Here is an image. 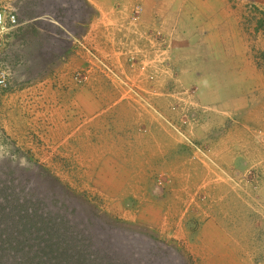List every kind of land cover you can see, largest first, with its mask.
<instances>
[{
	"label": "rangeland",
	"instance_id": "1",
	"mask_svg": "<svg viewBox=\"0 0 264 264\" xmlns=\"http://www.w3.org/2000/svg\"><path fill=\"white\" fill-rule=\"evenodd\" d=\"M139 1L100 38L89 0H0V232L55 223L71 264H264V109L246 130L201 88L257 70L264 89V0H189L209 13L180 28L142 27Z\"/></svg>",
	"mask_w": 264,
	"mask_h": 264
},
{
	"label": "crops",
	"instance_id": "2",
	"mask_svg": "<svg viewBox=\"0 0 264 264\" xmlns=\"http://www.w3.org/2000/svg\"><path fill=\"white\" fill-rule=\"evenodd\" d=\"M96 10V17H94V23L90 25V29L92 30H100L97 31V34L100 38L105 36V30L114 28L120 25L118 23L120 21V10L122 8L130 10L135 4H139V0H89ZM127 1V2H126ZM158 6L154 0H142L144 6L145 15L143 16L142 27H146L151 22L148 20H152L155 18L157 20H161L163 24L169 25L171 19L174 21V24L180 28L178 25L179 19L177 16H187L188 19L193 21L196 15H208V10L199 9L194 3H190L189 0L182 2H174L172 4H168L165 0H157ZM126 2V4H125ZM154 4V6H153ZM121 5V7H119ZM170 15H176V17H168ZM147 19V20H146ZM199 20V18H198ZM52 23L54 19H49ZM146 21V22H144ZM189 21V20H188ZM189 21V23H191ZM58 23V22H57ZM113 24V25H112ZM127 24V23H126ZM126 24H123L122 27H125ZM151 24V23H150ZM149 24V25H150ZM182 25V24H181ZM122 30V29H121ZM177 32L181 35L184 33L182 29H178ZM90 33L92 31L90 30ZM104 44V43H101ZM79 60L81 61V57ZM85 62L84 60H82ZM83 64L82 62H80ZM235 68L234 66H228V69ZM229 71V70H228ZM206 72H210L208 69ZM205 73V72H204ZM243 76L241 78H235L230 74H225L222 72H215V74L210 75L204 80L201 84L202 93L203 95L206 94L208 99L206 100L210 108H212V115H215V111L224 113L227 119L230 120H240V122H244V126L246 130L251 128L249 117L252 115L261 118V114L264 108L260 107V104L264 99H261L262 96L261 91L264 90L261 88V83L259 80V73L257 70H254V75L248 74L247 72L243 71ZM217 76V80H215L214 84L216 87L213 86L214 79L210 80V78L214 75ZM250 75V76H249ZM221 78H223L221 80ZM245 83L246 85H243ZM220 98V99H219ZM222 100V103L220 102ZM261 102V103H260ZM264 106V105H263ZM229 114V115H228ZM218 116V115H217ZM234 118V119H233ZM236 118V119H235ZM245 131V130H244ZM246 132V131H245ZM249 135L245 138L246 144L252 143ZM248 149V147H246ZM215 228V229H214ZM213 231L215 232H222L218 226H212ZM215 232V233H216Z\"/></svg>",
	"mask_w": 264,
	"mask_h": 264
},
{
	"label": "trees",
	"instance_id": "3",
	"mask_svg": "<svg viewBox=\"0 0 264 264\" xmlns=\"http://www.w3.org/2000/svg\"><path fill=\"white\" fill-rule=\"evenodd\" d=\"M81 26V25H79ZM20 211H23L20 209ZM25 212L32 222L31 228L38 225L39 221H35L37 216H41L37 211L33 210L28 214L27 210ZM58 215V214H57ZM61 217V216H60ZM26 218H24L26 220ZM38 220V219H37ZM55 222V221H54ZM50 228L48 225L45 228L48 232V240L41 241L39 235L35 238L30 239L27 236H22L21 233H16L14 237L3 238L4 232H0V264H71L73 252L68 247V241L70 236L68 234L63 235L60 229ZM120 252H125L118 250ZM120 252H113L109 258L108 264H138V260L134 259L129 253L126 254ZM92 261V257H87V259L81 258L78 264H86Z\"/></svg>",
	"mask_w": 264,
	"mask_h": 264
},
{
	"label": "built area",
	"instance_id": "4",
	"mask_svg": "<svg viewBox=\"0 0 264 264\" xmlns=\"http://www.w3.org/2000/svg\"><path fill=\"white\" fill-rule=\"evenodd\" d=\"M138 11H142V7L138 6ZM17 14L13 10L3 9L0 11V25L2 28H9L10 26L15 27L17 25ZM95 57V56H94ZM107 67L106 65H104ZM0 87L7 88L8 87V73L1 66L0 61Z\"/></svg>",
	"mask_w": 264,
	"mask_h": 264
}]
</instances>
